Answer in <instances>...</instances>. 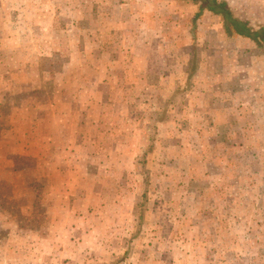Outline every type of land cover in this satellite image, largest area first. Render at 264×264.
Masks as SVG:
<instances>
[{
	"label": "rangeland",
	"instance_id": "obj_1",
	"mask_svg": "<svg viewBox=\"0 0 264 264\" xmlns=\"http://www.w3.org/2000/svg\"><path fill=\"white\" fill-rule=\"evenodd\" d=\"M227 1L264 26V0ZM198 10L0 0V145L36 131L0 166V264H264L263 118L232 132L198 108L264 57L208 10L194 30Z\"/></svg>",
	"mask_w": 264,
	"mask_h": 264
},
{
	"label": "crops",
	"instance_id": "obj_2",
	"mask_svg": "<svg viewBox=\"0 0 264 264\" xmlns=\"http://www.w3.org/2000/svg\"><path fill=\"white\" fill-rule=\"evenodd\" d=\"M254 44L257 49L262 50L261 54L264 57V48L258 46L255 42ZM224 65H227V63H225ZM206 67L209 66L207 65ZM260 68L258 71V75H260V77H258L259 80L254 81L253 79L252 83L247 82L245 84H243L242 81H239L238 84L240 87H242L240 88L242 91H239L237 93L226 94V90H228V87L225 85V83H214L213 88H210L208 92L201 94L200 101L203 102V105L200 104L198 108L204 111V116L206 118L213 119L214 125H217V123H221L223 126L230 128H224L226 131L238 132L244 129L240 125L241 120H243L244 125H246L250 121V118L251 120H254L253 117H255V119L256 117H262V124L264 125V69L262 67ZM213 72L214 68L211 70V73L205 72V74H212ZM4 83H6L5 80L0 79V85H4ZM36 117L37 116H35L34 119H36ZM60 121L62 123V119H60ZM253 122L254 121L250 122L247 125H251L253 124ZM15 130L18 132L19 137L21 138L31 137L36 134V131L32 132L31 130L27 134L26 130H21L18 126H15L10 130V133L9 135H7L6 140L0 145V166L2 164L4 166V169H9V167L12 166L11 160H9L11 157L10 154L19 156H28L30 154L35 155L31 152L32 150H35L34 147L31 146L32 141L28 140L29 143L25 144L23 141L18 140L16 138V135H13ZM8 137L12 139L11 142H13V144H9L10 139H8ZM44 139L46 148L48 147L50 149L51 147H53L54 144L52 143L54 142V140L51 139V145L49 147V138L46 137ZM59 143H61V146L59 145L58 147H60L61 149L65 148L63 142Z\"/></svg>",
	"mask_w": 264,
	"mask_h": 264
},
{
	"label": "trees",
	"instance_id": "obj_3",
	"mask_svg": "<svg viewBox=\"0 0 264 264\" xmlns=\"http://www.w3.org/2000/svg\"><path fill=\"white\" fill-rule=\"evenodd\" d=\"M199 4V10L193 17V29L196 21L208 10L221 18L224 31L229 37L240 35L250 38L258 46L264 48V26L256 28L248 18L239 16L227 0H190ZM195 30V29H194ZM193 32V30H192Z\"/></svg>",
	"mask_w": 264,
	"mask_h": 264
}]
</instances>
